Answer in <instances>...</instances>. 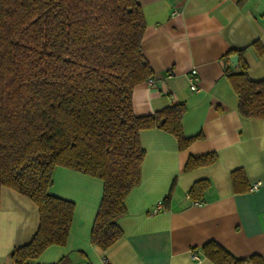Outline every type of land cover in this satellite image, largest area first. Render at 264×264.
<instances>
[{
	"label": "crops",
	"instance_id": "obj_1",
	"mask_svg": "<svg viewBox=\"0 0 264 264\" xmlns=\"http://www.w3.org/2000/svg\"><path fill=\"white\" fill-rule=\"evenodd\" d=\"M145 31L141 47L154 84L132 93L136 115L150 114L174 102L185 103L183 133L199 135L185 149L160 128L139 131L145 150L139 184L125 198L126 212L116 219L122 235L108 248L90 242L102 180L63 166L53 170L50 193L74 203L64 245H50L32 264H213L200 247L214 240L235 256L264 257V119L242 118L238 96L225 70L236 71L229 50L243 49L252 80L264 79V0H137ZM237 55V54H236ZM196 69L193 79L191 69ZM191 80L198 90L190 88ZM215 152L208 165L185 171L191 154ZM242 168L249 187L234 192L231 171ZM209 180L201 200L187 192ZM168 208L159 203L168 194ZM198 201V202H196ZM39 224L37 205L26 195L0 190V264H11L10 251L30 241ZM201 257L191 258L190 252Z\"/></svg>",
	"mask_w": 264,
	"mask_h": 264
},
{
	"label": "trees",
	"instance_id": "obj_2",
	"mask_svg": "<svg viewBox=\"0 0 264 264\" xmlns=\"http://www.w3.org/2000/svg\"><path fill=\"white\" fill-rule=\"evenodd\" d=\"M145 25L137 0H0V190L26 195L39 213L30 241L10 251L11 264H32L48 246L66 243L75 205L49 191L56 166L102 180L90 242L106 249L122 235L116 219L140 181L145 150L139 131L160 128L179 149L200 137L183 133V102L150 114L133 112L134 88L153 76L141 47ZM244 51L227 52L239 61L236 71L225 74L240 116L264 119V79L248 76ZM216 158L215 152L191 154L184 170ZM230 176L234 192L249 190L242 168ZM208 186L209 180L199 179L187 195L201 200ZM200 250L213 264H264L261 255L240 258L214 240Z\"/></svg>",
	"mask_w": 264,
	"mask_h": 264
},
{
	"label": "built area",
	"instance_id": "obj_3",
	"mask_svg": "<svg viewBox=\"0 0 264 264\" xmlns=\"http://www.w3.org/2000/svg\"><path fill=\"white\" fill-rule=\"evenodd\" d=\"M191 74L193 75V79H194V76H195V74H196V69H194V68L191 69ZM147 82H148L149 84H154V78L151 77V78L147 79ZM190 88H191L192 90H198L197 84H196V82H194V80H193V81L191 80ZM257 186H258V183H256L255 185H252L249 189H250V190H254V189L257 188ZM187 197H188V195H187ZM188 198H189V197H188ZM196 202H198V201H196ZM159 204H160V203H159ZM190 255H191V258H192L193 260H195V261H200V260H201V257H200L195 251H193V250L190 252Z\"/></svg>",
	"mask_w": 264,
	"mask_h": 264
},
{
	"label": "water",
	"instance_id": "obj_4",
	"mask_svg": "<svg viewBox=\"0 0 264 264\" xmlns=\"http://www.w3.org/2000/svg\"><path fill=\"white\" fill-rule=\"evenodd\" d=\"M230 61L233 65H235L238 61V55L235 54V55L230 56Z\"/></svg>",
	"mask_w": 264,
	"mask_h": 264
}]
</instances>
